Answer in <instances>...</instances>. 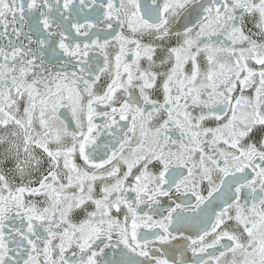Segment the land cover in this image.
<instances>
[{
  "label": "snow or ice",
  "instance_id": "obj_1",
  "mask_svg": "<svg viewBox=\"0 0 264 264\" xmlns=\"http://www.w3.org/2000/svg\"><path fill=\"white\" fill-rule=\"evenodd\" d=\"M0 264H264V0H0Z\"/></svg>",
  "mask_w": 264,
  "mask_h": 264
}]
</instances>
